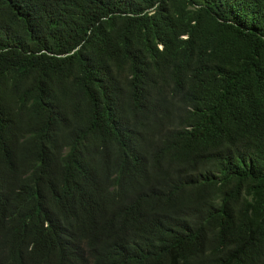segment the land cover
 <instances>
[{
  "label": "trees",
  "instance_id": "1",
  "mask_svg": "<svg viewBox=\"0 0 264 264\" xmlns=\"http://www.w3.org/2000/svg\"><path fill=\"white\" fill-rule=\"evenodd\" d=\"M0 264H264V0H0Z\"/></svg>",
  "mask_w": 264,
  "mask_h": 264
}]
</instances>
